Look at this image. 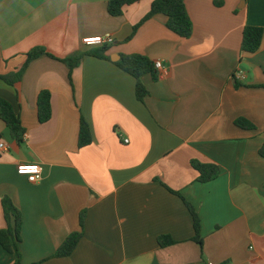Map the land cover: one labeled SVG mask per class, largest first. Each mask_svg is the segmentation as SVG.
Segmentation results:
<instances>
[{
	"label": "crops",
	"instance_id": "obj_1",
	"mask_svg": "<svg viewBox=\"0 0 264 264\" xmlns=\"http://www.w3.org/2000/svg\"><path fill=\"white\" fill-rule=\"evenodd\" d=\"M108 1L0 0V75L18 72L37 47L58 59L34 61L14 87L0 80V99L26 130L18 146L0 119V141L9 147L0 152V230L8 197L23 215L22 264H264V35L257 53L242 50L246 27L264 30V0H186L190 39L170 32L159 15L131 40L156 0L116 18ZM98 36L114 38L110 61L85 57L70 79L61 61L100 48L83 44ZM129 55L167 67L164 79L143 78V103L136 80L115 64ZM42 91L52 95L45 124ZM82 118L93 142L80 149ZM240 119L255 129L239 128ZM193 161L222 173L201 184ZM30 163L42 167L38 184L18 174ZM185 202L200 217L203 248ZM83 212L78 247L54 258L80 230ZM164 236L177 243L161 247ZM16 259L0 245V264Z\"/></svg>",
	"mask_w": 264,
	"mask_h": 264
},
{
	"label": "trees",
	"instance_id": "obj_2",
	"mask_svg": "<svg viewBox=\"0 0 264 264\" xmlns=\"http://www.w3.org/2000/svg\"><path fill=\"white\" fill-rule=\"evenodd\" d=\"M141 1L142 0H109L107 5L108 14L114 18L122 17L128 7L138 4ZM216 5L221 6V3L216 2ZM159 15H163L167 18L166 27L173 34L182 39H190L193 36L194 26L186 8V0H156L152 4L150 12L133 28L132 36L128 40H131L145 23ZM263 35L264 30L262 28L246 27L243 33L242 50L249 54L257 53L261 48ZM110 47L111 46H103L88 53L78 54L74 57L62 60L61 62L66 64L70 69L71 79L72 71L81 65L85 57H94L110 61L108 57ZM42 57L58 60L51 55L46 48L37 47L30 51L27 55L25 65L18 72L5 76L0 75V80H3L12 87L16 86L22 81L30 65ZM115 64L123 72L136 80V97L138 101L143 103L149 95L148 89L143 83V78L150 75L155 81L159 80L158 72L155 69V62L142 55H129L122 56L121 60ZM51 100L52 95L48 91H42L38 96L37 108L41 124L48 123L52 118ZM0 119L6 124L11 139L16 142L18 146H22L26 140V130L13 105L4 99H0ZM235 124L244 130L255 129L254 125L245 119H240L236 121ZM92 142L93 136L90 125L82 118L80 121L78 146L80 149H83L90 146ZM259 153L260 156L264 158V146L260 149ZM192 166L199 173L198 182L201 184H208L216 181L222 173L221 168L214 164L193 161ZM185 204L194 219L196 231L194 241L203 248L204 241L201 236L200 217L192 205L187 202H185ZM3 210L7 227L4 230H0V245L7 253L17 255L15 264H22V255L19 251V245L22 242L21 232L23 227V215L8 197L3 199ZM85 221L86 213L83 212L80 215V230L71 234L66 239L54 255V258H67L74 253L84 237ZM176 243L177 242L171 237L164 236L159 238V244L163 248L175 245Z\"/></svg>",
	"mask_w": 264,
	"mask_h": 264
},
{
	"label": "built area",
	"instance_id": "obj_3",
	"mask_svg": "<svg viewBox=\"0 0 264 264\" xmlns=\"http://www.w3.org/2000/svg\"><path fill=\"white\" fill-rule=\"evenodd\" d=\"M83 44L86 47H103L114 45V38L111 36L87 37L83 39ZM155 69L158 72L159 79H164L167 76V67L163 61L155 62ZM235 79H242V73H235ZM129 143V141H126ZM9 147L0 141V152L8 151ZM18 174L27 177L31 184H38L42 181V167L38 163L21 164L18 166Z\"/></svg>",
	"mask_w": 264,
	"mask_h": 264
},
{
	"label": "rangeland",
	"instance_id": "obj_4",
	"mask_svg": "<svg viewBox=\"0 0 264 264\" xmlns=\"http://www.w3.org/2000/svg\"><path fill=\"white\" fill-rule=\"evenodd\" d=\"M10 139V138H9ZM11 140V139H10Z\"/></svg>",
	"mask_w": 264,
	"mask_h": 264
}]
</instances>
